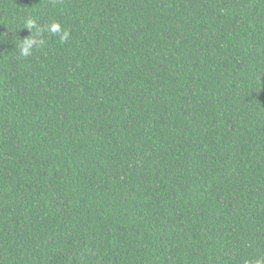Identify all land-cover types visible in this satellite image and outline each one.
Instances as JSON below:
<instances>
[{"label": "trees", "instance_id": "trees-1", "mask_svg": "<svg viewBox=\"0 0 264 264\" xmlns=\"http://www.w3.org/2000/svg\"><path fill=\"white\" fill-rule=\"evenodd\" d=\"M0 264H264V0H0Z\"/></svg>", "mask_w": 264, "mask_h": 264}, {"label": "clouds", "instance_id": "clouds-1", "mask_svg": "<svg viewBox=\"0 0 264 264\" xmlns=\"http://www.w3.org/2000/svg\"><path fill=\"white\" fill-rule=\"evenodd\" d=\"M49 30L52 32V33H58L61 31L60 29V25L59 24H56V23H53ZM67 36H68V33L67 32H64L63 35L61 36V42H64L67 40ZM33 43V41H27V46L23 49V54L25 55H28L29 54V47L31 46V44Z\"/></svg>", "mask_w": 264, "mask_h": 264}]
</instances>
